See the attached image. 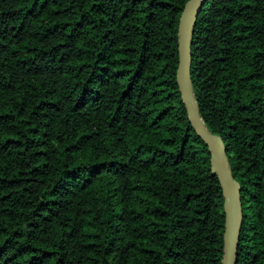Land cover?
Masks as SVG:
<instances>
[{"label":"trees","instance_id":"trees-1","mask_svg":"<svg viewBox=\"0 0 264 264\" xmlns=\"http://www.w3.org/2000/svg\"><path fill=\"white\" fill-rule=\"evenodd\" d=\"M187 1L0 0V264H222ZM191 73L241 183L237 264H264V0H205Z\"/></svg>","mask_w":264,"mask_h":264},{"label":"water","instance_id":"water-1","mask_svg":"<svg viewBox=\"0 0 264 264\" xmlns=\"http://www.w3.org/2000/svg\"><path fill=\"white\" fill-rule=\"evenodd\" d=\"M205 0H188L181 12L178 26L179 65L177 82L189 120L210 152L211 169L218 176L224 196L225 230L222 264L238 263V247L244 219L241 183L234 176L221 135L211 132L201 116L192 80V43L194 28Z\"/></svg>","mask_w":264,"mask_h":264}]
</instances>
